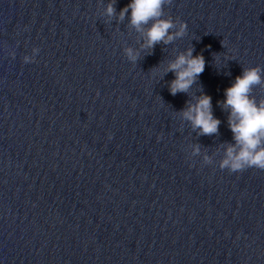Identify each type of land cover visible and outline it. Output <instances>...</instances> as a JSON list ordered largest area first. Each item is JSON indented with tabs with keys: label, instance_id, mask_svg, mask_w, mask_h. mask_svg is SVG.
Masks as SVG:
<instances>
[{
	"label": "water",
	"instance_id": "1",
	"mask_svg": "<svg viewBox=\"0 0 264 264\" xmlns=\"http://www.w3.org/2000/svg\"><path fill=\"white\" fill-rule=\"evenodd\" d=\"M109 2L0 0V264H264V170L219 168L233 137L218 104L264 68V0H172L165 18L187 34L150 55L119 20L130 0L112 17ZM189 47L212 136L162 76Z\"/></svg>",
	"mask_w": 264,
	"mask_h": 264
},
{
	"label": "clouds",
	"instance_id": "2",
	"mask_svg": "<svg viewBox=\"0 0 264 264\" xmlns=\"http://www.w3.org/2000/svg\"><path fill=\"white\" fill-rule=\"evenodd\" d=\"M115 0H110L105 10L108 17L115 15ZM172 0H130L120 10L119 20L130 16V27L142 37L141 50L149 55L158 44L165 46L173 44L187 34V24L171 16L165 18V7ZM130 13V15H129ZM221 46L226 47L221 41ZM125 54L132 64L140 59L139 51L126 48ZM193 47L175 56L162 68V76L172 73L174 79L168 90L172 96L178 93L188 94L198 77L205 70V59L202 54L193 56ZM224 59H229L227 56ZM25 63H30L27 56ZM220 62V57H216ZM159 70V68H157ZM155 75V73H154ZM264 90V68L260 66L243 68L242 74L235 78L234 83L224 91L225 99L218 101L220 107L228 111V127L232 133L233 142L223 145V158L219 168L231 173L243 172L247 169L264 170V99L257 100L254 89ZM190 96V95H189ZM186 106L178 114L182 120L191 124L198 135L212 136L218 133L221 121L212 113V98L206 94L191 95ZM194 154H199V146L194 148ZM205 161L209 158L205 156Z\"/></svg>",
	"mask_w": 264,
	"mask_h": 264
}]
</instances>
